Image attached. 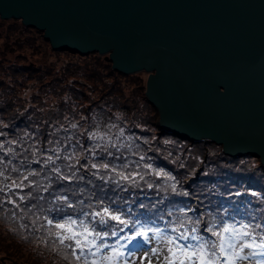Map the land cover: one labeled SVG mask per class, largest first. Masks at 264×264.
Returning a JSON list of instances; mask_svg holds the SVG:
<instances>
[{
  "label": "rangeland",
  "instance_id": "obj_1",
  "mask_svg": "<svg viewBox=\"0 0 264 264\" xmlns=\"http://www.w3.org/2000/svg\"><path fill=\"white\" fill-rule=\"evenodd\" d=\"M149 76L119 72L97 52L54 50L39 29L20 19L0 18V144L13 149L7 156L0 149V157L12 161L0 165V171L9 169L5 175L10 178L0 177V188L8 193L0 192V264H69L68 251L40 227L42 214L26 195L30 189L12 194L5 185L17 176L10 171L13 166L25 171L21 161L28 169H38L32 161L41 159L42 153L52 154L47 149L71 150L77 139L87 143L85 129L113 140L123 131L117 143L144 155L140 163H151L176 177L181 195L170 194L162 207L171 201L177 207L193 208L190 215L227 209L238 217H264V168L259 159L231 158L215 143H192L166 133L147 96ZM73 124L78 127L73 129ZM122 151L130 155L128 149ZM33 179L42 181V176ZM145 191L137 203L159 199L154 191ZM21 195L25 201L18 199ZM9 199L19 207L7 203Z\"/></svg>",
  "mask_w": 264,
  "mask_h": 264
},
{
  "label": "water",
  "instance_id": "obj_2",
  "mask_svg": "<svg viewBox=\"0 0 264 264\" xmlns=\"http://www.w3.org/2000/svg\"><path fill=\"white\" fill-rule=\"evenodd\" d=\"M0 18L149 74L165 132L264 164V0H0Z\"/></svg>",
  "mask_w": 264,
  "mask_h": 264
},
{
  "label": "snow or ice",
  "instance_id": "obj_3",
  "mask_svg": "<svg viewBox=\"0 0 264 264\" xmlns=\"http://www.w3.org/2000/svg\"><path fill=\"white\" fill-rule=\"evenodd\" d=\"M82 135L87 143L77 139L71 150L47 149L52 154L42 153L41 159L32 161L38 169H28L21 161L27 174L13 166L10 171L17 176L5 185L12 194L30 189L26 195L42 214L40 227L68 251L69 264H264V217H238L227 209L190 215L193 208L171 201L162 207L170 194L181 195L175 176L140 163L144 155L117 143L123 131L116 140L88 129ZM0 149L5 146L0 144ZM12 151L9 147L4 155ZM61 160L65 163L58 165ZM5 163L12 161L0 157V165ZM7 171L6 167L0 171V177L10 179ZM38 175L42 181H34ZM31 190L47 196L33 195ZM145 190L154 191L159 199L137 203ZM7 203L19 207L14 199ZM25 209L31 211L27 203Z\"/></svg>",
  "mask_w": 264,
  "mask_h": 264
},
{
  "label": "trees",
  "instance_id": "obj_4",
  "mask_svg": "<svg viewBox=\"0 0 264 264\" xmlns=\"http://www.w3.org/2000/svg\"><path fill=\"white\" fill-rule=\"evenodd\" d=\"M41 31V30H40ZM43 32V31H42ZM113 64V63H112ZM166 133H168V134H173V135H177V134H174V133H169V132H166ZM178 137H179V135H177ZM181 138V137H180ZM183 139V138H182ZM185 140V139H184ZM186 141H189V140H186ZM205 141H207V140H205ZM189 142H192V141H189ZM207 142H211V141H207ZM192 143H195V142H192ZM212 143H214V142H212ZM216 144V143H215ZM218 145V144H217ZM219 146H221V145H219ZM222 147V146H221ZM222 149H223V147H222ZM250 156H252V157H254V158H257V159H259V161H260V163H261V167L262 168H264V164L262 163V161L260 160V158H258V157H255L254 155H252V154H249ZM229 157H231V158H241V157H244L245 155H242V156H230V155H228ZM125 195H126V193H125ZM42 203H44V202H42ZM47 206V205H46ZM228 212H231V211H228ZM230 214H232V213H230ZM238 216V215H237Z\"/></svg>",
  "mask_w": 264,
  "mask_h": 264
},
{
  "label": "clouds",
  "instance_id": "obj_5",
  "mask_svg": "<svg viewBox=\"0 0 264 264\" xmlns=\"http://www.w3.org/2000/svg\"><path fill=\"white\" fill-rule=\"evenodd\" d=\"M111 62V61H110ZM158 110V109H157Z\"/></svg>",
  "mask_w": 264,
  "mask_h": 264
}]
</instances>
